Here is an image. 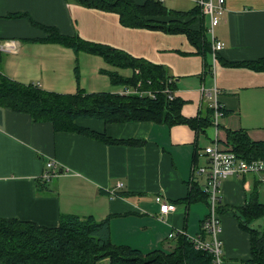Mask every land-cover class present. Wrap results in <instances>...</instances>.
Here are the masks:
<instances>
[{
  "label": "crops",
  "instance_id": "1",
  "mask_svg": "<svg viewBox=\"0 0 264 264\" xmlns=\"http://www.w3.org/2000/svg\"><path fill=\"white\" fill-rule=\"evenodd\" d=\"M160 1L165 9L177 12L198 7V0ZM132 2L140 5L145 0ZM223 7L225 14L213 31L224 44L220 50L211 49L204 15L189 22L190 29L203 30L207 50L200 52L184 33L125 27L117 13L65 0H0V39L13 40L16 48L4 53L1 76L59 94L78 89L118 93L126 87L110 84L105 70L118 73L121 68L99 56L37 41L45 34L33 20L65 36L77 35L162 67L174 85L172 98L182 102L178 113L184 119L208 116L214 100L224 112L216 128L210 125L198 132L179 122L167 126L94 117L75 120L76 127L108 137L116 141L113 144L81 132H54L50 123L32 122L24 113L0 106V219L44 228L57 226L68 214L109 219L111 242L142 254L172 248L175 240L168 233L183 230L187 236L195 235L208 210L204 202L185 201L193 181L202 187L204 183L192 172L193 151L209 145L215 133L219 146H224L226 132L234 130L244 131L252 141L264 140V66L259 63H264V0H224ZM18 13L26 17L9 18ZM123 70H129L118 73L123 78L138 73ZM214 87L218 91L213 95ZM51 159L57 174L43 184L40 177ZM201 163L199 158L197 164ZM219 195L226 209L219 217L222 264H250L249 236L240 230L234 212L253 197L264 204V174L227 178ZM155 196L171 210L159 212Z\"/></svg>",
  "mask_w": 264,
  "mask_h": 264
},
{
  "label": "trees",
  "instance_id": "2",
  "mask_svg": "<svg viewBox=\"0 0 264 264\" xmlns=\"http://www.w3.org/2000/svg\"><path fill=\"white\" fill-rule=\"evenodd\" d=\"M72 4L105 12L117 13L120 24L125 27L162 30L165 33H184L190 42L206 52L204 41L201 40L202 29L192 30L189 22L201 17L195 7L187 12H177L164 8L160 0H145L144 4H135L132 0H65ZM26 17L25 14H13L9 18ZM203 16V15H202ZM38 27L44 38L39 42H50L63 45L74 51L92 53L105 60L113 68L137 70V74L123 78L116 72L105 70L111 85L133 87L139 82V89L150 91V96L125 95L118 93H84L78 89L74 94H59L44 91L35 85L23 84L10 80L0 74V106L9 108L15 113H24L32 122H47L54 132H75L109 143L116 141L107 139L94 131H84L76 127L78 117L101 119L109 122H149L167 126L185 123L196 132L211 125L213 111L200 119H184L178 113L182 102L177 98L167 97L168 91L173 92L174 85L170 76L158 65L149 61L130 57L120 49L105 44H95L80 40L77 35L65 36L49 25ZM203 38V35H202ZM8 39V38H5ZM5 39H0L2 43ZM10 40V39H8ZM4 53L0 52V69ZM259 63H264L260 60ZM224 115V112H222ZM212 126V125H211ZM224 150L235 153L239 158L248 160L264 159V140L252 141L240 130L228 131L225 134ZM219 143V142H218ZM191 164L197 166L198 155L193 151ZM195 174V173H194ZM41 182V181H40ZM43 183V182H41ZM46 183V182H45ZM43 183V184H45ZM198 182L190 185L185 201L204 202L207 206L208 196ZM219 214L225 212L221 202L215 205ZM235 220L240 230L249 236L250 264H264V228L257 230L251 225L256 219H264V204L257 198L242 207L235 208ZM109 219L96 220L80 218L76 215L61 216L57 226L44 228L28 221L14 218L0 219V262L2 264H97L107 260V264H210L211 255L192 249V245L183 234H176L175 245L167 252L153 250L142 254L130 249L127 245H115L110 240Z\"/></svg>",
  "mask_w": 264,
  "mask_h": 264
},
{
  "label": "built area",
  "instance_id": "3",
  "mask_svg": "<svg viewBox=\"0 0 264 264\" xmlns=\"http://www.w3.org/2000/svg\"><path fill=\"white\" fill-rule=\"evenodd\" d=\"M199 12L206 17L207 20V35L212 42V51L220 50L224 47L221 41H218L213 37L215 26L222 20L224 12V0H198L196 1ZM16 50L13 40H5L0 43V52H14ZM36 85V84H35ZM34 85V86H35ZM37 86V85H36ZM203 88V87H202ZM204 91V88L202 89ZM218 90L214 87L211 93L214 95ZM167 92V97L170 98L171 94ZM208 93V92H207ZM133 95L137 96H150V91H142L139 89V82L133 87H123L119 90L118 95ZM213 111L211 118V125L217 127V119L222 116V111L217 100H214L210 105ZM213 141L207 144L206 147L201 148L196 152L198 158L203 160L200 165L194 166L191 164L192 172L195 175L203 178L206 187L203 191L208 196L207 215L200 221L199 231L193 236H187L183 230L178 233L171 232L167 234L169 239H173L176 234H183L186 239L191 243L193 250L207 253L211 255L210 264H222V252L221 247L223 242L219 238V234L222 231V226L219 221V214L215 210V205L221 202L219 189L221 184L227 178L235 176H243L251 173L252 175L261 176L264 174V159L260 160H244L239 158L235 153L224 150L219 146L218 139H216V133L214 134ZM56 163L53 159L46 162L44 171L40 177L41 182H47L56 176ZM60 170V169H59ZM61 171V170H60ZM154 200L158 206L159 212L165 214L171 210V206L161 196H155Z\"/></svg>",
  "mask_w": 264,
  "mask_h": 264
},
{
  "label": "rangeland",
  "instance_id": "4",
  "mask_svg": "<svg viewBox=\"0 0 264 264\" xmlns=\"http://www.w3.org/2000/svg\"><path fill=\"white\" fill-rule=\"evenodd\" d=\"M128 71L129 70L118 69V73L122 72L123 75L129 74ZM107 87L109 88V90H112V91L115 90V88L113 86L108 85ZM251 225L253 226V228H256L257 230H262L264 228V221H263V219H258L257 221L253 222Z\"/></svg>",
  "mask_w": 264,
  "mask_h": 264
},
{
  "label": "water",
  "instance_id": "5",
  "mask_svg": "<svg viewBox=\"0 0 264 264\" xmlns=\"http://www.w3.org/2000/svg\"><path fill=\"white\" fill-rule=\"evenodd\" d=\"M58 172H60V170H58Z\"/></svg>",
  "mask_w": 264,
  "mask_h": 264
}]
</instances>
